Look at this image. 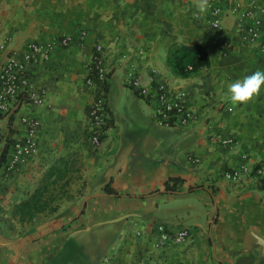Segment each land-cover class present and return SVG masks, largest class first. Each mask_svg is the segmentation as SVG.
I'll list each match as a JSON object with an SVG mask.
<instances>
[{"label":"crops","instance_id":"crops-1","mask_svg":"<svg viewBox=\"0 0 264 264\" xmlns=\"http://www.w3.org/2000/svg\"><path fill=\"white\" fill-rule=\"evenodd\" d=\"M250 1L210 0L225 10L213 27L208 12L197 18L196 0H0V64L31 42L72 38L55 46L49 61L28 66L48 104L34 111L41 122L37 154L6 178L0 170V264H264V188L223 176L264 161V90L235 107L226 95L229 83L264 70L258 46L240 39L239 16L228 12L239 2L243 13ZM173 43L203 45L210 67L176 77L167 66ZM98 44L109 74L108 127L95 148L88 114L97 92L86 78ZM123 55L143 85L155 69L157 82L174 95L185 92L195 120L157 125L128 83ZM23 135L18 117H0V154L6 141ZM230 138L233 146L222 144ZM57 169L64 191L76 190L75 178L83 176L85 195L55 201L56 212L30 221L15 215ZM173 179L177 190L165 191ZM161 224L189 229V241L154 248Z\"/></svg>","mask_w":264,"mask_h":264},{"label":"built area","instance_id":"built-area-1","mask_svg":"<svg viewBox=\"0 0 264 264\" xmlns=\"http://www.w3.org/2000/svg\"><path fill=\"white\" fill-rule=\"evenodd\" d=\"M208 10L210 22L213 27H219V17L224 14L222 7L210 2ZM241 4L237 2L229 13L239 16L240 39L248 44L257 45L264 56V6H258L253 0L249 2V8L240 12ZM86 37L85 33L80 36L81 40ZM72 42L70 36L61 35L52 43L31 42L23 54L11 52L6 60L0 64V117H18L23 127L24 135L14 141L10 152V161L3 171L6 178L19 170L38 152L39 129L41 122L34 114L36 108L48 104V92L45 88L38 89L28 70V66L47 62L50 60L52 49L55 46L67 47ZM142 54V50L138 51ZM121 60L127 62L128 83L137 90L152 107L153 120L161 127H187L195 120V112L186 101V93L173 94L167 84L157 82L155 69H151L149 82L143 85L137 76L134 61H129L126 55ZM93 65L88 67L89 73L86 84L96 90L94 76L104 80L107 69L103 60V47L98 44L92 58ZM25 110L30 111L26 113ZM89 140L93 147L101 145L108 127L106 98L97 94L89 109ZM234 139L222 140L223 145L233 146ZM194 163L197 159H192ZM223 176L228 181L241 187H247L251 183L264 181V161L255 165H242L234 170H226ZM190 239V230L186 228L172 229L167 225H158L153 236V245L156 249H163L170 243L184 244Z\"/></svg>","mask_w":264,"mask_h":264},{"label":"trees","instance_id":"trees-1","mask_svg":"<svg viewBox=\"0 0 264 264\" xmlns=\"http://www.w3.org/2000/svg\"><path fill=\"white\" fill-rule=\"evenodd\" d=\"M210 64L209 52L201 44L173 43L168 48L167 66L170 72L178 78L185 79L192 77L209 68ZM91 65L93 64L91 63ZM108 77L109 74H107L104 80H99L97 76H94L96 92L105 98L108 94ZM13 143V141H6V145L0 154V170L3 176V171L7 168L10 161ZM53 171L46 177L44 184L34 192L28 201L23 202L15 209V215L21 216L23 219L28 218L30 221L39 213L52 214L58 210L57 207H52V203L60 200L59 198L64 193V187H59L60 181L64 179V173L60 169L55 170V173ZM55 174L56 176L53 178ZM179 182L178 179H173L165 183L164 190L167 192L176 191ZM259 185L264 188V181H261ZM106 191L111 193L108 189Z\"/></svg>","mask_w":264,"mask_h":264},{"label":"clouds","instance_id":"clouds-1","mask_svg":"<svg viewBox=\"0 0 264 264\" xmlns=\"http://www.w3.org/2000/svg\"><path fill=\"white\" fill-rule=\"evenodd\" d=\"M197 18L208 12L210 0H196ZM264 90V70H255L229 83L226 88L228 102L233 106L253 102Z\"/></svg>","mask_w":264,"mask_h":264},{"label":"rangeland","instance_id":"rangeland-1","mask_svg":"<svg viewBox=\"0 0 264 264\" xmlns=\"http://www.w3.org/2000/svg\"><path fill=\"white\" fill-rule=\"evenodd\" d=\"M84 181L83 176L82 177H76L75 178V187L76 190H71V186L69 189H66L62 196L59 198V201H64V200H80L84 195L85 192L83 191L82 186H80V183ZM79 185V186H78Z\"/></svg>","mask_w":264,"mask_h":264}]
</instances>
